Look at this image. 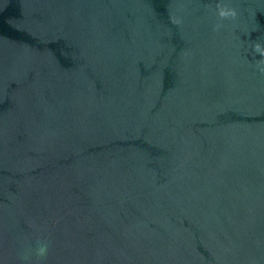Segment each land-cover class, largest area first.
<instances>
[{
    "label": "water",
    "instance_id": "obj_1",
    "mask_svg": "<svg viewBox=\"0 0 264 264\" xmlns=\"http://www.w3.org/2000/svg\"><path fill=\"white\" fill-rule=\"evenodd\" d=\"M0 264H264V0H0Z\"/></svg>",
    "mask_w": 264,
    "mask_h": 264
}]
</instances>
